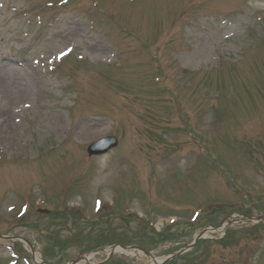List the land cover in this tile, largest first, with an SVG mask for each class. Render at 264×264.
Listing matches in <instances>:
<instances>
[{
  "label": "rangeland",
  "instance_id": "obj_1",
  "mask_svg": "<svg viewBox=\"0 0 264 264\" xmlns=\"http://www.w3.org/2000/svg\"><path fill=\"white\" fill-rule=\"evenodd\" d=\"M240 214L264 218V0H0V264H154L135 248L215 226L168 264H264Z\"/></svg>",
  "mask_w": 264,
  "mask_h": 264
},
{
  "label": "water",
  "instance_id": "obj_2",
  "mask_svg": "<svg viewBox=\"0 0 264 264\" xmlns=\"http://www.w3.org/2000/svg\"><path fill=\"white\" fill-rule=\"evenodd\" d=\"M119 142L118 139L116 137L110 136V137H105L102 138L98 141H96L95 143L91 144L88 149V155L90 157L92 156H100V155H104L105 153H108L111 149H114L118 146ZM228 223L230 224L231 221H228ZM201 236H199L197 239L201 238ZM186 250L181 251L180 253H178L177 255L169 258L172 259L176 256L181 255L182 253H184ZM71 264H76V262H73Z\"/></svg>",
  "mask_w": 264,
  "mask_h": 264
},
{
  "label": "bare ground",
  "instance_id": "obj_3",
  "mask_svg": "<svg viewBox=\"0 0 264 264\" xmlns=\"http://www.w3.org/2000/svg\"><path fill=\"white\" fill-rule=\"evenodd\" d=\"M124 251L123 249H118V252Z\"/></svg>",
  "mask_w": 264,
  "mask_h": 264
},
{
  "label": "flooded vegetation",
  "instance_id": "obj_4",
  "mask_svg": "<svg viewBox=\"0 0 264 264\" xmlns=\"http://www.w3.org/2000/svg\"><path fill=\"white\" fill-rule=\"evenodd\" d=\"M163 241L165 242V239H163Z\"/></svg>",
  "mask_w": 264,
  "mask_h": 264
}]
</instances>
